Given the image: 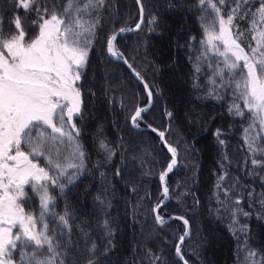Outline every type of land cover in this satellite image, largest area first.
I'll return each instance as SVG.
<instances>
[{
	"label": "trees",
	"instance_id": "1",
	"mask_svg": "<svg viewBox=\"0 0 264 264\" xmlns=\"http://www.w3.org/2000/svg\"><path fill=\"white\" fill-rule=\"evenodd\" d=\"M15 2L0 0L4 33L15 30L12 16L19 15L24 30L34 36L36 29L31 21L35 14L13 8ZM107 2L112 7L101 18L89 66L78 82L82 85L85 118L77 120V127L86 151V166L73 183L66 184L63 193L59 189L51 191L55 212L62 215L67 208L75 218L74 245L83 251L94 243L100 254L93 264H182L175 248L179 237L189 231L183 223L186 219L190 236L180 247L188 264H243V252L238 258V240L229 229L231 217L219 202L225 200L224 188H229L236 189L230 191L226 201L229 204L232 197L243 192V207L253 212L246 220L249 245L264 253V219L258 220L255 215L259 205L249 208L248 188L241 189L246 185L257 192L264 190L258 178L254 182L248 176L250 162L245 163L249 159L243 132L248 127L247 113L245 118L228 114L232 99L228 93L222 100L209 96L211 85L205 77L211 72L207 62L199 80H194V58L200 49L197 41L204 38L199 23L201 13L193 7L195 0H179L188 5L186 8L176 6L177 0H143L145 18L141 30L117 39L118 49L153 90L150 109L147 89L126 65L110 57L102 42L113 30L135 29L140 23L139 5L136 0ZM63 4L64 0H50L48 6L59 11ZM227 10L225 5L223 11ZM152 16L159 27L149 24ZM238 23L245 31L242 46L247 50L251 33L247 31V21ZM208 55L213 60L222 59L213 57L211 51ZM175 79L179 81L175 83ZM197 82L202 87H194ZM138 108L147 111L136 128L131 117ZM217 130L225 141L223 145L217 141ZM161 132L166 135L167 146L176 148L178 161L164 184L160 175L167 170L172 154L161 141ZM101 141L114 152L110 158L100 147ZM164 186L168 187L167 198ZM97 196L109 205L104 212L98 207ZM38 204V198H34V211H39ZM158 205L166 221L163 227L155 219ZM172 217L176 218L168 221ZM240 220L245 222L244 217ZM104 221L111 227V235L105 231ZM81 229L87 230V237H83ZM156 255L161 259L153 260Z\"/></svg>",
	"mask_w": 264,
	"mask_h": 264
},
{
	"label": "snow or ice",
	"instance_id": "2",
	"mask_svg": "<svg viewBox=\"0 0 264 264\" xmlns=\"http://www.w3.org/2000/svg\"><path fill=\"white\" fill-rule=\"evenodd\" d=\"M49 3L50 0H16L12 5L35 14L31 21L36 29L34 36L24 30L19 15L12 16L15 30L10 34L4 33L0 19V264H93L100 254L94 243L90 248L86 245L83 251L74 245L75 218L67 208L62 215L55 212L51 191L59 189L63 193L66 184L73 183L86 166V151L77 127V120L85 118L82 85L78 82L89 66V54L97 42L101 18L112 6L107 0H64L63 7L57 11L55 7L50 10ZM137 4L143 23V0H137ZM254 4L257 6L253 7ZM176 6L188 7L179 0ZM193 7L201 13L199 23L204 37L197 41L200 49L194 58L197 74L194 80H199L202 66L207 62L211 72L205 77L211 85L209 96L222 100L224 93H228L232 97L228 114L245 118L247 113L248 127L243 132L249 157L245 163L250 162L248 176L254 182L258 178L264 185V0H195ZM238 21H247V31L254 42L247 43V50L242 46L245 31ZM149 24L160 26L155 16ZM139 27L138 23L136 29ZM132 30H113L102 42L111 57L122 61L143 82L116 44L119 34ZM209 51L213 57L222 59H210ZM193 86L202 87L198 82ZM144 87L148 88L147 83ZM152 94L153 90L149 89L148 97ZM146 111L147 108L135 111L131 117L133 127H140L138 121ZM167 116L171 118L172 113L168 112ZM159 135L163 138L164 133ZM221 135L217 130V141L223 145ZM100 147L109 158L114 155L103 141ZM168 150L172 158L160 175L161 181L178 163L176 148L169 146ZM226 175L219 179L224 180ZM220 187L218 183L217 188ZM244 188H248L249 208L258 204L256 218L264 219V190L257 192L251 186L241 185ZM232 190L236 189L224 188L225 200L219 202L224 213L231 217L229 229L238 240L237 256L243 252V264H264V253L249 245L246 220L253 212L245 211L242 191L231 198L230 204L226 202ZM164 196L168 197L167 186ZM34 198H38L39 211L32 208ZM96 200L104 212L109 205L100 196ZM159 207L154 210L155 219L163 227L166 221L159 214ZM241 217L245 218L244 223ZM183 223L188 225L186 219ZM104 228L111 235L107 221ZM80 231L87 237L86 229ZM189 235L187 231L181 235L175 248L182 264L188 261L180 245ZM160 259L153 256V260Z\"/></svg>",
	"mask_w": 264,
	"mask_h": 264
},
{
	"label": "water",
	"instance_id": "3",
	"mask_svg": "<svg viewBox=\"0 0 264 264\" xmlns=\"http://www.w3.org/2000/svg\"><path fill=\"white\" fill-rule=\"evenodd\" d=\"M137 1V0H136ZM144 18H145V16H144V13H143V23H139L140 24V27H139V29L137 30L136 28L135 29H133L132 31H125L124 33H122V34H119L118 35V38L119 37H123V36H127V35H130V34H133V33H136V32H138L139 30H141V28H142V26H143V24H144ZM111 57V56H110ZM113 60H116V61H119V62H121L122 64H124L122 61H120V60H118V59H115V58H113V57H111ZM125 65V64H124ZM127 66V65H126ZM130 71H131V74L137 79V77L135 76V74L133 73V71L130 69ZM139 82H141L142 84H143V86H144V83L142 82V81H140L139 79H137ZM149 89L147 88V91H148ZM153 106V96H151V104H150V106H149V109L151 108ZM144 113V112H143ZM142 113V114H143ZM161 141L164 143V144H166V135L164 134V136H163V138H161ZM166 147L168 148V146H167V144H166ZM176 159H177V156H176ZM178 164V163H177ZM177 166V165H176ZM176 166H174V168H173V170L176 168ZM171 173V172H170ZM170 173H168L167 174V176L170 174ZM167 176L165 177V179L167 178ZM161 181V180H160ZM165 181V180H164ZM164 181H161L162 182V184H164ZM165 187V186H164ZM176 217H172V218H170V219H168V221H170V220H173V219H175ZM187 227H188V229H189V233H190V226H189V224L187 225ZM190 236V235H189ZM189 236L188 237H186L185 238V240H187L188 238H189ZM181 246V245H180ZM179 257V256H178Z\"/></svg>",
	"mask_w": 264,
	"mask_h": 264
},
{
	"label": "rangeland",
	"instance_id": "4",
	"mask_svg": "<svg viewBox=\"0 0 264 264\" xmlns=\"http://www.w3.org/2000/svg\"><path fill=\"white\" fill-rule=\"evenodd\" d=\"M177 81H179V79H178V80H177V79L174 80L175 83H176Z\"/></svg>",
	"mask_w": 264,
	"mask_h": 264
}]
</instances>
